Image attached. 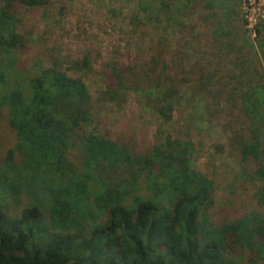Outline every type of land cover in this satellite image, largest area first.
<instances>
[{
  "label": "trees",
  "instance_id": "1",
  "mask_svg": "<svg viewBox=\"0 0 264 264\" xmlns=\"http://www.w3.org/2000/svg\"><path fill=\"white\" fill-rule=\"evenodd\" d=\"M51 1L4 0L0 54L26 47L14 31L15 4ZM27 72L0 94V120L13 134L4 166L15 170L13 180L1 171L0 191L29 197L15 211L0 206V264H264V218L211 223L214 183L191 166L189 142L134 155L123 144L81 136L93 117L86 84L56 66ZM0 81L6 85V72ZM113 92L100 95L115 100ZM173 94L164 89L146 105L169 121ZM245 96L234 145L239 164L260 182L253 199L264 206V89Z\"/></svg>",
  "mask_w": 264,
  "mask_h": 264
},
{
  "label": "rangeland",
  "instance_id": "2",
  "mask_svg": "<svg viewBox=\"0 0 264 264\" xmlns=\"http://www.w3.org/2000/svg\"><path fill=\"white\" fill-rule=\"evenodd\" d=\"M15 9L14 31L26 47L0 54L8 78L0 94L22 82L17 72L56 66L81 79L93 98L92 123L79 135L123 144L134 155L189 142L191 166L214 183L211 223L264 218L253 199L260 182H252L251 166L239 164L234 145L242 100L264 89V0H52ZM108 88L115 100L100 95ZM164 89L174 91L169 121L146 105ZM4 117L0 169L13 140ZM1 171L13 180L10 165ZM28 203L20 189L0 193V206L12 211Z\"/></svg>",
  "mask_w": 264,
  "mask_h": 264
}]
</instances>
